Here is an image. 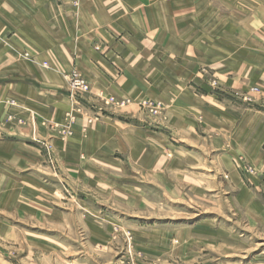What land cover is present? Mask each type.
Returning a JSON list of instances; mask_svg holds the SVG:
<instances>
[{
	"label": "crops",
	"instance_id": "crops-1",
	"mask_svg": "<svg viewBox=\"0 0 264 264\" xmlns=\"http://www.w3.org/2000/svg\"><path fill=\"white\" fill-rule=\"evenodd\" d=\"M71 68L90 84L78 103L63 77ZM251 86L264 88V0H0L2 165L9 147L20 155L32 117L72 165L84 151L162 176L174 158L204 166L183 150L186 139L224 150L264 135V120L241 99ZM109 96L130 104L104 105ZM145 98L161 104L155 122L139 112ZM74 104L73 135L59 139L52 129ZM8 111L24 124L6 123Z\"/></svg>",
	"mask_w": 264,
	"mask_h": 264
},
{
	"label": "rangeland",
	"instance_id": "rangeland-1",
	"mask_svg": "<svg viewBox=\"0 0 264 264\" xmlns=\"http://www.w3.org/2000/svg\"><path fill=\"white\" fill-rule=\"evenodd\" d=\"M21 56L34 59L26 51ZM89 91L77 92L74 101ZM241 99L264 120V88H250ZM79 108L71 105L74 117L67 112L54 125L56 137H72ZM139 112L152 122L158 114ZM97 119L94 114L86 121ZM35 121L31 117L26 143L20 139V155L9 147L0 163V264L264 263V135L224 150L186 139L183 150L206 164L174 158L162 176L144 172L138 162L110 163L84 151L72 165L38 134ZM5 122L25 120L8 111Z\"/></svg>",
	"mask_w": 264,
	"mask_h": 264
},
{
	"label": "built area",
	"instance_id": "built-area-1",
	"mask_svg": "<svg viewBox=\"0 0 264 264\" xmlns=\"http://www.w3.org/2000/svg\"><path fill=\"white\" fill-rule=\"evenodd\" d=\"M26 55L27 54H25L24 56H26ZM65 76H66L65 78H67V81L69 84V94L72 98L77 96V92H87L90 90V84L88 82V79L85 78L79 70L71 69L70 71H68L66 73ZM211 85L215 87L216 82L211 81ZM250 88H251V91H253L255 93L260 92V88H258L256 86H251ZM98 93H99L98 96L100 98L104 97V94L102 92H98ZM243 99L246 100L247 97L243 96ZM109 101L117 104L118 106H124L126 103H130V100L127 98L118 100L113 96H109V98L106 99V102H109ZM150 102L143 99L139 102V107H141L143 110L149 111L153 114L158 113L159 112L158 110L161 108V107L158 108L159 102H156V103H154V102L150 103ZM152 104H153V106H152ZM69 117H74V114L68 112L67 118H69ZM68 128H69V126H68Z\"/></svg>",
	"mask_w": 264,
	"mask_h": 264
},
{
	"label": "bare ground",
	"instance_id": "bare-ground-1",
	"mask_svg": "<svg viewBox=\"0 0 264 264\" xmlns=\"http://www.w3.org/2000/svg\"><path fill=\"white\" fill-rule=\"evenodd\" d=\"M158 108H160V107L158 106Z\"/></svg>",
	"mask_w": 264,
	"mask_h": 264
}]
</instances>
